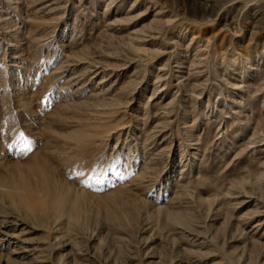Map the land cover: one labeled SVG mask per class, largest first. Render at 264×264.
I'll return each instance as SVG.
<instances>
[{
  "label": "rangeland",
  "instance_id": "374dc122",
  "mask_svg": "<svg viewBox=\"0 0 264 264\" xmlns=\"http://www.w3.org/2000/svg\"><path fill=\"white\" fill-rule=\"evenodd\" d=\"M0 264H264V0H0Z\"/></svg>",
  "mask_w": 264,
  "mask_h": 264
},
{
  "label": "snow or ice",
  "instance_id": "6c2138e0",
  "mask_svg": "<svg viewBox=\"0 0 264 264\" xmlns=\"http://www.w3.org/2000/svg\"><path fill=\"white\" fill-rule=\"evenodd\" d=\"M21 137H23V134H21Z\"/></svg>",
  "mask_w": 264,
  "mask_h": 264
},
{
  "label": "bare ground",
  "instance_id": "6f19581e",
  "mask_svg": "<svg viewBox=\"0 0 264 264\" xmlns=\"http://www.w3.org/2000/svg\"><path fill=\"white\" fill-rule=\"evenodd\" d=\"M16 3V2H15Z\"/></svg>",
  "mask_w": 264,
  "mask_h": 264
}]
</instances>
